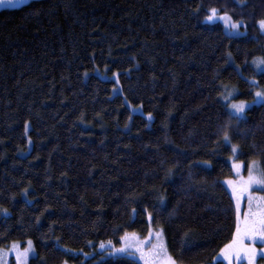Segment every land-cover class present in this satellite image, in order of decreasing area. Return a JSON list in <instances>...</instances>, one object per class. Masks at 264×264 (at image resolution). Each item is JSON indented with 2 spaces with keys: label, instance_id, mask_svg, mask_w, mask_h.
Wrapping results in <instances>:
<instances>
[{
  "label": "trees",
  "instance_id": "obj_1",
  "mask_svg": "<svg viewBox=\"0 0 264 264\" xmlns=\"http://www.w3.org/2000/svg\"><path fill=\"white\" fill-rule=\"evenodd\" d=\"M212 7L242 19L245 33L205 20ZM262 17L264 0H32L0 10V248L32 240L29 264H139L103 258L98 246L124 230L147 233L151 213L180 264H225L212 259L236 226L222 181L233 175L232 144L239 160L264 167V104L238 121L223 96L250 101L264 86L254 63L264 57ZM97 68L119 73L122 94Z\"/></svg>",
  "mask_w": 264,
  "mask_h": 264
},
{
  "label": "snow or ice",
  "instance_id": "obj_2",
  "mask_svg": "<svg viewBox=\"0 0 264 264\" xmlns=\"http://www.w3.org/2000/svg\"><path fill=\"white\" fill-rule=\"evenodd\" d=\"M241 5L245 3V0H237ZM26 3V0H0V6L7 5L9 7H18ZM207 21L222 20L226 28L234 34H238L242 27H246L245 22L240 20H234L229 12L224 11L222 13L215 7L208 9V14L204 17ZM259 25L261 32H264V17L255 21ZM254 63L256 66H264V57L254 58ZM113 75H116L113 73ZM253 84L256 83L255 78L252 81ZM232 92L229 91L228 95L223 96L225 100H228ZM264 104V90L257 88L253 94V100L251 102L245 100L233 101L228 104L227 107L231 110V113L235 115L237 119H240L245 115L246 109L249 104ZM149 119L152 117V113H148ZM28 122H25V131L27 132ZM224 141L231 142V136L227 130V125L223 131ZM31 141V137H29ZM232 153L235 156L240 151V146L238 144H232ZM205 163H211L206 161ZM243 166V162H234L232 167L236 172L238 179H228L227 184L232 190V197L236 201V226L235 231L232 234V239L223 245L220 249L218 255H222L223 258L228 262V264H233V261L246 260L247 264H257V259L264 260V247L257 248L255 246L256 242L259 241L264 244V196L253 197L249 192L252 186H264V167L260 166V163L253 159L247 164V176L240 175V169ZM27 192V189L24 190ZM245 193L248 194V209L243 213V218H241L240 210V200ZM158 199L163 203L164 196L160 195ZM135 211V210H133ZM0 212L7 213V208H0ZM149 220L152 219V214L148 213ZM149 235H154L158 243L153 244L152 247L145 252L143 247V242L136 238L135 233L125 232L123 236L120 237L123 243L119 246H113L111 241L108 242L110 246V254L113 257H119V254H124L128 257H139L144 264H180V262L171 256L166 247L162 242L163 229H158L153 233V230L149 228ZM148 240V237H145ZM245 241H250L246 243ZM18 241H13L11 248L7 251L15 253L16 264H27L29 255L34 252L32 241L28 240L26 246L21 248ZM151 243V241H149ZM101 248L105 247V243L101 242ZM4 249H0V260H3L6 255ZM216 260L217 257H213ZM63 264H68L65 260Z\"/></svg>",
  "mask_w": 264,
  "mask_h": 264
},
{
  "label": "rangeland",
  "instance_id": "obj_3",
  "mask_svg": "<svg viewBox=\"0 0 264 264\" xmlns=\"http://www.w3.org/2000/svg\"><path fill=\"white\" fill-rule=\"evenodd\" d=\"M30 1H32V0H26V3H24V4H22V5H19L18 7H21V6H23V5L27 4V3H29ZM6 8H17V7H9V6H7V5L0 6V10H2V9H6ZM213 21H215V22H221V23L223 24V26H224L225 32H226L228 35L239 36V35H243V34L245 33L244 27H242V28L240 29V31H239L238 34H234V33H231V32L226 28V26H225V24H224V22H223L222 20L217 19V20H213ZM263 33H264V32H263ZM260 71H264V66H262V68H261ZM95 74L98 75L99 77L103 78V79H111V80H114V81L116 82V86H115V88H114V90H113V95L122 94L121 86H120V83H119V73L116 72V73H115L116 75H113V74H110V73L108 72V70H106V69H105V70H100V69L97 68V69L95 70ZM260 89L264 90V86H263V87H260ZM255 91H256V90H255ZM229 99H230V98H229ZM229 99H228V100H225V99H224V103H225L226 107H227L228 104L232 103L233 101H239V100H232V99L229 100ZM252 100H253V98H252L249 102H251ZM245 101H246V100H245ZM126 104H127V106L129 107V109L131 110L132 113H140V114L144 115V116H145L150 122L153 120V116L151 117V119H149L148 114H146V113L144 112V110H143V108H142L141 106H134V105L130 104L128 101H126ZM254 105H260V104H253V103H250V104H249V107L246 109V111H247L249 108H251L252 106H254ZM227 109H228V112H229L230 116L236 118L235 115L231 113V110H230L228 107H227ZM245 114H246V112H245ZM244 116H245V115H244ZM244 116H242L240 119H237V118H236V119H237L238 121H239V120H242V119L244 118ZM29 128H30V125L28 124V129H27V130H29ZM29 142H30V145H31V141H29ZM236 156H237V154H235V156L232 155V157H231V164H232V165H233L234 162H242V161L239 160ZM257 161H258V160H257ZM258 162H259V161H258ZM248 163H249V162H248ZM248 163H244V162H243V166H242L241 169H240V175L245 176V177L247 176V164H248ZM259 163H260V162H259ZM260 166H262L261 163H260ZM262 167H263V166H262ZM232 169H233V167H232ZM228 179H233V180L238 179V177L236 176V172H235L234 169H233V175H232V177L227 178V179L223 180L222 182H223V185H224V187H225V189H226L228 195L230 196V198H231V200H232V202H233V205H234V208H235V220H236V201L233 199V197H232V190H231V188H230V187L228 186V184H227V180H228ZM249 192L251 193V195H252L253 197L264 196V186H252V187L249 189ZM248 194H249V193H245V194L243 195V197L241 198V200H240L241 218H243V213L248 209ZM135 216H136V215L134 214V217H135ZM148 222H149V228H151V229L153 230V233H154L156 230H158V229H163V228H157V227L153 226L152 219L149 220V218H148ZM125 232H128V233H135L136 238H137L139 241L143 242V247H144L145 252H147V251L152 247L153 244L158 243V241H157V239H156V237H155L154 235H151V236L149 235V229H148L147 233H145V234H141V233L134 232V231H130V232H129V231H125V230H124V231H122V232H120V233L118 234V236H117V240H111V244H112L113 246L119 247V246L123 243V241H121L120 237L123 236ZM145 237H148V240H145ZM27 241H28V240H27ZM27 241H25V242H20V243H19V246H20L21 248L25 247ZM31 241H32V240H31ZM149 241H151V243H149ZM108 242H109V241H108ZM108 242H105V247H104V248H101L100 245L98 246V251L102 253V257H103V258L113 257V256L110 254V246L108 245ZM162 242H163L164 246L166 247L168 253L171 255V253H170V251H169V248H168V244H167V240H166V236H165L164 230H163ZM245 242H246V243H250V241H245ZM11 245H12V244H11ZM11 245H9L8 247H5V248H0V249H4V250L6 251V253H7V254L4 256L3 260H0V264H16L15 253H14V252H11V251H7L8 249L11 248ZM32 245H33V248H34V252H32V253L29 255V258H28V260H27V264H29L30 259L36 255V251H35V247H34V243H33V241H32ZM255 246H256L257 248H262V247H264V244H261L259 241H257L256 244H255ZM121 256H123V257H127V258H130V259H133V260L137 261L139 264H144V262H143L142 260H140L138 256L135 257V258H132V257H128V256H126V255H124V254H119V257H121ZM171 256H172V255H171ZM216 257H217V259L214 260V261H222V262H224L225 264H228V262L223 258L222 255H217ZM233 264H247V261H246V260H242V261L237 262V261L234 260V261H233ZM257 264H264V261L262 262V261L258 258V259H257Z\"/></svg>",
  "mask_w": 264,
  "mask_h": 264
}]
</instances>
